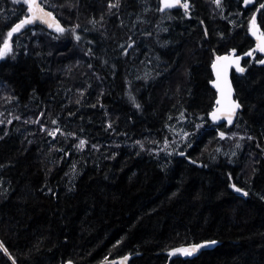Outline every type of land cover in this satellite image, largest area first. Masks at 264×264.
Here are the masks:
<instances>
[{"label": "trees", "instance_id": "trees-1", "mask_svg": "<svg viewBox=\"0 0 264 264\" xmlns=\"http://www.w3.org/2000/svg\"><path fill=\"white\" fill-rule=\"evenodd\" d=\"M262 1L43 3L70 34L27 27L0 59V264H164L211 240L169 264H264L259 55L231 73L235 123L208 120L212 58L253 45V13L264 34ZM26 12L0 0V46Z\"/></svg>", "mask_w": 264, "mask_h": 264}, {"label": "water", "instance_id": "water-1", "mask_svg": "<svg viewBox=\"0 0 264 264\" xmlns=\"http://www.w3.org/2000/svg\"><path fill=\"white\" fill-rule=\"evenodd\" d=\"M36 4L38 5L39 9H43L42 12L39 11L38 9H34L35 14L39 15L41 17V20L37 21L33 24L26 25L18 33H13V36L21 33L27 27H30L33 25H41L44 28L49 29V30H55L57 25H60L59 20H57L54 15H51V17L45 15V13H51V12L48 9L44 8V6L41 4V0H36ZM182 4H183V0H181V5H178L176 7H182ZM261 5H264V0L260 4V6ZM29 15H31V13H29V11H28L24 16H22L14 24V26L17 23H19V21L21 19H24ZM43 21H47V23H44ZM48 24H52V27L49 28ZM262 34L263 33L260 31V28L257 24L255 25L254 32L250 31V27H249V36L253 41V45L251 47H249L248 49H246L240 53H238L235 49L232 48L227 52L215 54L213 56L212 61L210 63V71H211L212 77L209 81V86L215 92V98H214V105L208 113V120L210 121V123L212 125L225 124V126L228 128V127H231L235 123L239 111L242 110V105L235 98V89H234V85L232 83L231 73H232V71L239 72V71H237V64L239 65V67L244 69V66L242 64L244 59L254 58L256 55H259L260 60H264V52H260L258 50V47H257L259 44L264 42V40H262ZM13 36L12 37L7 36V38H6L9 40L10 46L12 45ZM233 50H235V51H233ZM249 51L253 52L252 56L245 55ZM237 56L240 57L239 61H236ZM217 57H228V60H217ZM214 65H215V67H214ZM234 104H239L240 107L235 109L234 112H232L231 109H232ZM213 112H216V114L220 117L219 120L214 121L212 119V113ZM229 115H231V123H229ZM237 193L238 194H244L245 191L242 190V191L237 192ZM211 241H215V240H211ZM207 242H209V241H207ZM197 244H204V243H202V242H200V243H189V244L182 245V246L172 247L168 251V258L164 264H169L171 259L176 258V257L187 258V257L196 256L204 249L213 248L217 244V241L215 244H211L207 247L200 248L199 251H197L192 256H185V255H182L179 253H176L174 255H169V253L173 250L182 249V248H190L191 246L197 245ZM124 257H127L128 259L126 261H124L123 260ZM128 260H129V255H123V256L116 257V258L104 259V260L100 261L98 264H122V262H123V264H128Z\"/></svg>", "mask_w": 264, "mask_h": 264}, {"label": "snow or ice", "instance_id": "snow-or-ice-1", "mask_svg": "<svg viewBox=\"0 0 264 264\" xmlns=\"http://www.w3.org/2000/svg\"><path fill=\"white\" fill-rule=\"evenodd\" d=\"M14 2H19V0H14ZM23 2L28 5V11H29V13H31V15L27 16L24 19H21L19 21V23H17L14 27H12L11 31H9L7 33L8 37H12L13 33H18L26 25H30V24H33V23L41 20V17L39 15H36L35 12H34V9H38L41 12L43 11V9H39L38 8V5L36 4V0H23ZM215 3L217 4V6H220L221 0H215ZM249 3H252V0H245V4L246 5L249 4ZM160 4H161V7L159 8V11H165L167 9H171V8H174V7L178 6V5H181V0H160ZM115 6L116 5H114V4H111V3L109 4L110 8L111 7H115ZM182 7L186 10L185 14L187 15V9L189 8L188 0H184V2L182 4ZM260 7L264 8V5H261ZM45 15L51 17L52 14L51 13H45ZM43 22L47 23V21H43ZM255 25H256V14L253 13L252 19L250 21V31L254 32ZM48 27L51 28L52 24H48ZM56 31L58 33H64L66 30L63 27L57 25ZM73 36H74V38L76 40L80 39V36L75 34V30H73ZM262 40H264V34H262ZM129 47H131V45H129ZM257 47H258V50L260 52H264V42L259 44ZM11 51H12V48L10 46L9 40L5 39L3 41V45L0 46V59L5 58ZM233 51H235V50H233ZM245 55L252 56L253 52L249 51ZM217 60H228V57H217ZM239 60H240V57L237 56L236 57V61H239ZM258 63L264 65V60H259ZM214 67H215V65H214ZM237 71L243 72L244 69L239 67V65L237 64ZM136 106L139 107V105H136ZM239 107H240L239 104H234L232 109H231V111L234 112L235 109H237ZM212 119L214 121H216V120H219L220 117L216 114V112H213L212 113ZM9 123H11V121H9ZM53 123L55 124L56 122L53 121ZM229 123H231V115H229ZM58 131H59V129H57L56 131H53V132H49V135L55 136L56 132H58ZM185 135H187V133H185ZM220 136H221V138H224V133L221 132ZM85 143L86 142L84 140H81L79 145H77V147L83 148L85 146ZM181 155H184V153H181ZM233 187L235 188L234 185H233ZM235 191L240 192L242 190L239 189V188H235ZM244 194L247 195V193H244ZM215 243H216V241H209V242H205L204 244L193 245L190 248L176 249V250L171 251L169 253V255H174L176 253H179V254H182V255H185V256H192L197 251H199L200 248L207 247V246H209L211 244H215ZM127 259H128L127 257L123 258L124 261H126ZM122 264H123V262H122Z\"/></svg>", "mask_w": 264, "mask_h": 264}, {"label": "rangeland", "instance_id": "rangeland-1", "mask_svg": "<svg viewBox=\"0 0 264 264\" xmlns=\"http://www.w3.org/2000/svg\"><path fill=\"white\" fill-rule=\"evenodd\" d=\"M47 0H44L43 2H46ZM9 2H14V0H9ZM252 2H253V0H252ZM12 7H15V5L14 4H12ZM66 31L64 32V33H58L57 31H56V29L54 30L57 34H59V35H61V36H67V35H69L70 34V29L69 28H64Z\"/></svg>", "mask_w": 264, "mask_h": 264}, {"label": "flooded vegetation", "instance_id": "flooded-vegetation-1", "mask_svg": "<svg viewBox=\"0 0 264 264\" xmlns=\"http://www.w3.org/2000/svg\"><path fill=\"white\" fill-rule=\"evenodd\" d=\"M8 1H9V0H8ZM11 1H12V0H11ZM43 1H44V0H41V4H42V5H43V3H44ZM19 2L24 3L23 0H19ZM24 4H25V6H26V11L28 12V5H27L26 3H24ZM27 12H26V13H27Z\"/></svg>", "mask_w": 264, "mask_h": 264}]
</instances>
